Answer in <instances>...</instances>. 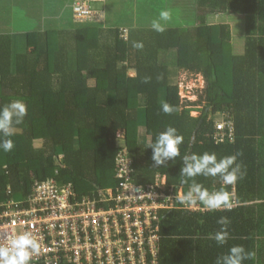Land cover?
<instances>
[{
  "label": "trees",
  "instance_id": "trees-1",
  "mask_svg": "<svg viewBox=\"0 0 264 264\" xmlns=\"http://www.w3.org/2000/svg\"><path fill=\"white\" fill-rule=\"evenodd\" d=\"M9 1L0 0V105L22 99L28 111L13 150L0 149V205L25 201L47 179L80 197L115 190L125 153L129 181L158 184L178 206L160 217L157 264H215L234 245L254 253L243 264H264V0H167L177 7L163 33L150 28L162 0H45L40 14H30L26 0ZM78 1L95 15L76 19ZM100 1L104 11L91 9ZM216 18L223 21L212 25ZM180 73L203 78L196 102L181 99ZM219 123L232 126L223 140ZM168 126L184 137L181 156L237 155L245 175L235 184L195 178L229 192L230 210L191 211L178 202L189 187L181 158L157 166L146 148ZM220 217L230 221L224 245L209 238Z\"/></svg>",
  "mask_w": 264,
  "mask_h": 264
},
{
  "label": "built area",
  "instance_id": "built-area-1",
  "mask_svg": "<svg viewBox=\"0 0 264 264\" xmlns=\"http://www.w3.org/2000/svg\"><path fill=\"white\" fill-rule=\"evenodd\" d=\"M94 15L82 1L74 5L76 19ZM216 130L223 140L232 126L219 123ZM117 162L120 182L115 190L80 197L70 184L47 179L36 183L25 201L0 205V244L13 233L29 231L40 243L30 264H157L160 217L178 206L158 184L133 185L125 153ZM188 210L206 209L193 204Z\"/></svg>",
  "mask_w": 264,
  "mask_h": 264
},
{
  "label": "clouds",
  "instance_id": "clouds-1",
  "mask_svg": "<svg viewBox=\"0 0 264 264\" xmlns=\"http://www.w3.org/2000/svg\"><path fill=\"white\" fill-rule=\"evenodd\" d=\"M170 9L164 8L158 17L150 21V28L157 32L166 31L168 22L172 20ZM143 45L137 43L135 47ZM174 107L168 103L162 104V111L171 114ZM27 104L22 99H12L4 105H0V149L10 152L14 148L11 139L16 134L18 125L24 122L27 116ZM184 143V137L178 134L172 126L157 134L155 142L149 143L146 148L152 150L151 159L155 165H165L167 161H174L180 157L182 166L180 177L182 184H188L187 192L176 196L180 204L193 205L199 203L208 211L218 209L230 210L232 208L231 194L221 189H209L196 182V177L218 178L223 185H233L243 179L245 172L240 163H237V155H227L218 158L215 152H203L202 154H188L181 156L180 146ZM217 223L220 230L210 239H214L218 245H224L229 238L227 217H220ZM40 250V243L29 231L13 233L4 244H0V264H30L33 254ZM254 253L246 251L243 245L231 246L226 254L218 256L215 264H243L251 259Z\"/></svg>",
  "mask_w": 264,
  "mask_h": 264
},
{
  "label": "rangeland",
  "instance_id": "rangeland-1",
  "mask_svg": "<svg viewBox=\"0 0 264 264\" xmlns=\"http://www.w3.org/2000/svg\"><path fill=\"white\" fill-rule=\"evenodd\" d=\"M44 1L43 3L45 4V0H42ZM72 0H69V2L71 3ZM102 1V0H101ZM100 1V3H92L91 4V9L93 10H100V11H104V4ZM174 1V0H173ZM173 1H161L159 2L157 5H154L153 7L157 9V13H159L162 9L164 8H167V9H170L171 12H174V9L177 7V5H175L173 3ZM176 1V0H175ZM180 1V0H178ZM188 1H191V0H188ZM67 2V0H64L63 3ZM185 2L182 0V4L181 5H178V6H183L185 5L184 4ZM68 13H72L70 10H68ZM17 17L14 18L13 20V24L17 25V21L16 20ZM223 21V18L220 19V18H216L215 21L213 22L212 25H219V23ZM224 23L228 24V20L227 22L224 21ZM72 25V24H71ZM109 26V25H108ZM234 27V28H233ZM231 28L233 29H238V27H236V24H233L231 26ZM241 32L239 30H235V33H234V39H237L239 40L241 38ZM237 47H239V45L235 44V48L236 50L238 51L239 49H237ZM131 76L134 75V73L132 71L129 72ZM178 81V87H179V95L181 97V99L183 101H190V102H196L198 99H197V93L201 92V90L204 88V85H205V82L203 80V78L201 76H193V75H190L188 73H180L177 77V80ZM200 107H193L191 108L192 111H191V116L193 117H196L198 115V111H193V110H198Z\"/></svg>",
  "mask_w": 264,
  "mask_h": 264
},
{
  "label": "crops",
  "instance_id": "crops-1",
  "mask_svg": "<svg viewBox=\"0 0 264 264\" xmlns=\"http://www.w3.org/2000/svg\"><path fill=\"white\" fill-rule=\"evenodd\" d=\"M62 1V3H63V1L64 0H60V2ZM68 2H69V0H67ZM178 1V0H177ZM9 2H11V4L12 3H19V2H22L21 0H10ZM26 2H28L29 3V6L27 7V9H28V12L30 13V14H33L34 12H36V14H40V13H47L48 12V10H41V7L39 6V3L40 2H44V1H42V0H26ZM169 2V1H168ZM190 2H192V0L190 1ZM45 3H46V1H45ZM67 3V2H66ZM104 4V3H103ZM10 8V7H9ZM193 76H197V75H193Z\"/></svg>",
  "mask_w": 264,
  "mask_h": 264
},
{
  "label": "water",
  "instance_id": "water-1",
  "mask_svg": "<svg viewBox=\"0 0 264 264\" xmlns=\"http://www.w3.org/2000/svg\"><path fill=\"white\" fill-rule=\"evenodd\" d=\"M130 71H132L134 73V75L136 74V70L135 69H131ZM163 181L165 182V179H163Z\"/></svg>",
  "mask_w": 264,
  "mask_h": 264
}]
</instances>
